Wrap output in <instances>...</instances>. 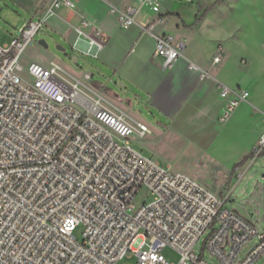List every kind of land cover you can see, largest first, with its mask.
<instances>
[{
	"label": "built area",
	"instance_id": "2783aa9c",
	"mask_svg": "<svg viewBox=\"0 0 264 264\" xmlns=\"http://www.w3.org/2000/svg\"><path fill=\"white\" fill-rule=\"evenodd\" d=\"M139 3L159 11V0ZM61 7L76 5L52 0L40 19L0 44V264H119L125 257H137V264H175L163 255L165 247L180 254L178 264L258 262L264 227L227 207L228 197L135 150L129 138H145L148 126L92 99L90 73L77 77L58 64L23 63L27 46ZM138 10L111 7L123 27L136 23ZM82 25L91 23L84 18ZM153 27L144 31L172 68L184 43L153 33ZM78 32L88 53L105 47L100 30ZM219 50L214 63L222 61ZM219 85L226 100L220 122L226 123L249 92ZM263 151L264 135L251 154ZM78 227L81 239L74 235ZM204 249L216 262L204 257Z\"/></svg>",
	"mask_w": 264,
	"mask_h": 264
},
{
	"label": "crops",
	"instance_id": "0c3cea01",
	"mask_svg": "<svg viewBox=\"0 0 264 264\" xmlns=\"http://www.w3.org/2000/svg\"><path fill=\"white\" fill-rule=\"evenodd\" d=\"M11 1L36 20L45 14L52 2ZM214 1L200 0L196 5L197 0H159V11L155 12L149 5H140V0H74L75 9L61 7L48 16L46 30L59 35L72 48L96 59V76L105 77L106 82L95 80V74H92L89 82L91 91L87 94L102 107L131 123H146L148 134L156 133L154 142L166 140L186 148L212 150L226 138L237 119L250 118L253 121L255 116L264 118V101L257 97L256 79L249 76L252 63L246 72L242 68L248 64L247 60L242 59L239 64L224 60L226 40L216 30L210 29V15H203ZM112 6L119 10L137 6L136 23L121 26L119 14L111 12ZM201 15V21L196 23ZM159 17L164 21L158 22ZM84 18L90 21V26L82 25ZM36 20H27L21 29L29 21ZM150 23L154 24L153 33L171 34L184 43L183 57L172 68L165 67L164 59L155 51L154 38L144 31ZM207 28L209 31L204 35ZM79 29L88 34H97L100 30V34L107 37L105 47L97 53H88L87 43L81 39ZM34 44V40L30 42L25 52ZM258 47L264 51V42ZM219 48H222V61L214 63ZM53 64L69 71L54 60L45 62L48 66ZM232 75L237 80V88L247 90L249 97L228 122L221 123L226 100L220 95L219 83L235 88L230 80ZM132 108H138L139 113H133ZM256 143L248 144L237 154L236 160L250 157Z\"/></svg>",
	"mask_w": 264,
	"mask_h": 264
},
{
	"label": "rangeland",
	"instance_id": "374dc122",
	"mask_svg": "<svg viewBox=\"0 0 264 264\" xmlns=\"http://www.w3.org/2000/svg\"><path fill=\"white\" fill-rule=\"evenodd\" d=\"M199 1L197 0L195 4L197 5ZM203 14L210 15L212 20L210 29L216 30L217 34L226 40L224 45L227 53L224 60H231L233 64H239L242 59L247 60L248 64L242 68L246 72L252 63V72L249 76L256 79L257 97L264 101V51L258 47L259 43L264 42V0H219L217 3L214 1L210 8L203 11ZM30 19L36 20L13 1L0 0V44H6L17 37L22 25ZM46 29L45 25L34 37L35 44L29 46L25 52L23 60L25 65L31 61L45 64L46 61L54 60L77 77L90 73L95 74V80L106 82L105 77L96 76L97 61L93 56L72 48L62 41L59 35ZM208 31L207 28L204 35ZM40 40H45L48 46H41ZM30 57L42 60L37 61ZM230 80L237 88V80L233 75ZM131 111L139 113L138 108H132ZM263 135L264 118L255 116L253 121L250 118L237 119L235 126L229 128L226 138L212 150L186 148L166 140L154 142L152 140L156 137L155 132L147 134L143 139L134 134L129 138V142L145 157L160 162L162 166H170L173 171L184 172L217 195L228 197L227 207L238 211L262 228L264 227V151L256 157L251 154L244 163V160L236 159L237 154L244 151L248 144L255 141L257 142L255 146L258 145ZM238 163L243 164L236 168ZM143 194L144 190L140 192L137 201ZM82 231L83 228L78 227L74 235L81 239ZM205 238L206 235L196 245V252H201L203 249ZM162 253L170 263H179L181 256L174 249L165 247ZM204 257L216 262L210 257L207 249H204ZM137 262V257H125L119 264H137ZM263 262L264 257L255 264H263Z\"/></svg>",
	"mask_w": 264,
	"mask_h": 264
},
{
	"label": "trees",
	"instance_id": "16d2710c",
	"mask_svg": "<svg viewBox=\"0 0 264 264\" xmlns=\"http://www.w3.org/2000/svg\"><path fill=\"white\" fill-rule=\"evenodd\" d=\"M219 0H216L215 1V3H217ZM204 15V14H203ZM203 15H201L200 17H198V19H197V21H196V23H199L200 21H201V19H202V17H203ZM249 159V157H244L242 160H244L243 161V163L246 161V160H248ZM242 163V164H243ZM241 163H238L237 165H236V168H238V167H240V165H242Z\"/></svg>",
	"mask_w": 264,
	"mask_h": 264
},
{
	"label": "water",
	"instance_id": "95a60500",
	"mask_svg": "<svg viewBox=\"0 0 264 264\" xmlns=\"http://www.w3.org/2000/svg\"><path fill=\"white\" fill-rule=\"evenodd\" d=\"M40 44L43 45V46H45V47L48 46L45 40H40Z\"/></svg>",
	"mask_w": 264,
	"mask_h": 264
}]
</instances>
